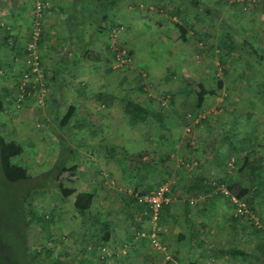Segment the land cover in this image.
Instances as JSON below:
<instances>
[{
    "label": "rangeland",
    "instance_id": "1",
    "mask_svg": "<svg viewBox=\"0 0 264 264\" xmlns=\"http://www.w3.org/2000/svg\"><path fill=\"white\" fill-rule=\"evenodd\" d=\"M54 2L0 0V133L22 146L13 163L32 177L28 186L8 188L0 181V229L18 231L20 211L26 219L30 213L40 219L26 231L29 249L41 254L37 264H259L255 249L264 240L253 227L264 230V58L257 48L256 54L244 58L243 50L255 45V36L247 38L241 23L254 4L197 0L196 10L181 0H120L108 11L104 32L86 22L83 31L69 37L74 18L63 27L62 11ZM49 14L57 27L47 31ZM178 26L186 29V41ZM45 31L55 42L66 37L58 63L50 64V49L40 46ZM33 33L38 34V72L28 75L27 95L20 99L23 74L30 70L25 60ZM231 40L237 49L224 56L220 51ZM84 46L88 55L71 66ZM120 50L129 61L116 60ZM55 64L59 67L54 72ZM65 85L69 87L63 90ZM198 85L207 94L195 109ZM58 95L63 104L53 116L57 121L73 105L76 121L83 117L92 126L77 129L72 120L66 127L53 121L47 128L49 96L61 101ZM127 100L138 102L151 115L132 123L124 113ZM227 142L242 151L230 150ZM69 149L73 155L66 166L80 169L76 185L101 192L103 200L92 214L121 227L119 234L127 240L120 246L104 245L103 227H93L91 216L80 217L64 206L53 183V166ZM245 159L249 165L242 168ZM253 175L259 193L253 209L240 202V213L226 185L234 181L251 193ZM199 178L211 182L213 189L195 196L187 189ZM220 180L224 183L213 186ZM162 183L171 188V203L153 221L134 196ZM26 190L30 194L23 203L20 196ZM78 219L82 232L75 229ZM152 230L161 250L142 237ZM181 230L189 240L185 255L177 257L175 238ZM82 233L94 235L96 241L78 237ZM231 250L243 254L232 255Z\"/></svg>",
    "mask_w": 264,
    "mask_h": 264
},
{
    "label": "trees",
    "instance_id": "2",
    "mask_svg": "<svg viewBox=\"0 0 264 264\" xmlns=\"http://www.w3.org/2000/svg\"><path fill=\"white\" fill-rule=\"evenodd\" d=\"M120 0H75L74 4L72 3L66 13H68V21L74 18V32L71 31V36L76 37L78 35L77 31H83L84 25L86 22H90L95 24L97 32H104L102 29V24L108 21V11L112 10L116 7L117 3ZM186 2L189 7H194L196 10L198 8L197 0H181ZM245 5V3L243 4ZM264 6V3H263ZM78 9V11L76 10ZM80 9V10H79ZM75 11V12H74ZM74 12V17L72 13ZM82 27V29H79ZM113 25H110V29ZM78 28V29H77ZM178 31L180 34V38L183 41H186L187 31L184 27L178 26ZM231 45L228 47H224L225 50L220 51L224 56H227L231 53L232 50L237 49L235 43L231 40ZM84 57L88 55L87 47H82ZM77 58L72 59L71 66L75 67L78 62V58H82V56L77 54ZM249 66L250 64L247 63ZM138 80H141V77H138ZM142 90V86L139 87ZM199 92L196 95V99L194 102V108L198 109L201 107L205 95L207 91L204 89L202 85H198ZM4 111V105L0 98V113ZM76 112V108L74 106L68 107L66 113L63 115L61 120L59 121V125L61 127H66L71 119L74 117ZM125 114L129 117L132 123L143 122L146 116L151 115L150 111L145 109L138 102L127 100L124 108ZM157 116V115H155ZM63 143V141H62ZM230 150L238 152L242 151L241 148L230 142H227ZM23 148L20 144H18L14 140H7L0 133V181L3 185L8 188H12L13 186H19L21 184H27V186L32 182V177L28 175L27 169L18 164L13 163V159L20 156ZM66 151V152H65ZM63 154L60 155L53 166V183L57 186L59 196L64 204H66L72 211L85 216L88 214L93 194L89 193L87 187L85 185H80L74 188H67L64 186V183L69 184H77L79 181V175L77 174L76 167H67L66 163L73 155V150H65ZM140 157V155H139ZM246 158V157H245ZM260 160V159H258ZM257 164V163H256ZM248 160H244L243 167H247ZM253 179V188L250 193V189H244L240 187L236 182L230 181L227 185V191L230 196H232L237 202L246 203L250 209L254 207V196H257L259 193L257 183V177L252 176ZM224 181L220 180L217 183H213L214 185H221ZM262 183H260L261 185ZM213 189L211 186V182H207L203 178H199L196 183L188 187V192L193 193L196 196L197 191L204 190V193L210 192ZM26 194L20 196L23 203L29 198V191L26 190ZM141 193L144 191L141 190ZM250 193V194H249ZM220 196L222 194H219ZM186 204V203H185ZM185 210H187L188 205H185ZM163 209V207H162ZM161 211V210H160ZM21 214L18 215L17 220V230L12 231L10 229H0V264H37L41 258V254L39 251H32L29 249L26 241V231L28 229V224L32 221H39L37 217L33 216L30 213V217L28 219L27 216H23L22 211ZM29 216V215H28ZM255 234L264 240V230L257 229L253 227ZM232 255H242V251L231 250ZM260 257V258H259ZM255 258L259 260V264H264V241L262 244H259L255 249ZM56 264H66L62 262H58Z\"/></svg>",
    "mask_w": 264,
    "mask_h": 264
},
{
    "label": "crops",
    "instance_id": "3",
    "mask_svg": "<svg viewBox=\"0 0 264 264\" xmlns=\"http://www.w3.org/2000/svg\"><path fill=\"white\" fill-rule=\"evenodd\" d=\"M57 2H54L55 3V5H57L59 8H60V10L62 11V14H61V16L63 15V17H62V19H63V27H65L66 26V23L68 22V17H69V15H68V13H66V11L68 10V8L70 7V5L73 3L74 4V1L75 0H71V1H67V0H62V1H60V0H56ZM257 1H260V0H257ZM69 2V3H68ZM257 4H259V3H255L254 5H255V8H254V5H253V12H251V14L250 13H248L247 15H245V18H243V19H241V23H243V25H246L245 26V28H244V30H243V32H245V34L247 35L246 37L247 38H250V37H252V36H255V45L254 46H252V47H250L251 45H249V44H247L248 46L246 47V49L245 50H243L244 51V54L245 55H243L244 56V58H249V56H250V54L252 53V54H256V50H255V48H257L258 49V51H260V53H261V55H260V57L263 59L264 58V6L262 7H260V6H258ZM243 4H241V6H242ZM244 6V5H243ZM245 7V6H244ZM257 8V9H256ZM256 9V10H255ZM76 10V9H75ZM80 10V9H79ZM76 11H78V9L76 10ZM75 12V11H74ZM74 12L72 13V16L74 17ZM249 15V16H248ZM55 16V15H54ZM244 17V16H243ZM70 18V17H69ZM52 19V20H51ZM45 26H46V30L48 31V29L49 30H54V28H56L57 27V25H56V21L55 20H53V14H49L48 16H45ZM47 31H45V35H44V37L42 38V40H44V41H42L41 42V44H40V46L42 45V48L43 49H45V51L47 52L48 50L47 49H50V51H51V58H50V64H52L53 63V61H55V62H57L58 63V59H57V57L59 56V55H61V52H62V50H64V44H62V42H64L65 41V39H66V37H65V39H64V41H63V39L62 40H60V41H52L51 40V38H47V36H46V33H48ZM74 32V31H73ZM261 32V33H260ZM71 31L69 32V35H67V36H69V37H71ZM48 41V43H50V45H44V43H46ZM238 41H239V39H238ZM244 43H246L245 41H244ZM232 52H233V50H232ZM82 56V58L81 59H83V57H84V54H82L81 55ZM86 57V56H85ZM43 58V57H42ZM66 58V57H65ZM43 60H44V58H43ZM46 60V59H45ZM79 60V59H78ZM80 61V60H79ZM79 61L77 62V65L79 64ZM44 64V63H43ZM54 64V63H53ZM64 64V62H62V64L61 65H63ZM57 65L58 64H55L54 65V72H55V69L57 68ZM58 67H59V65H58ZM57 71H59V68H58V70ZM74 71H76V69L74 68ZM67 82V81H66ZM67 85V84H66ZM64 86V88H63V90L65 89V87H69V85L68 86ZM66 91H67V88H66ZM264 92V91H263ZM61 95L63 94V91H61V93H60ZM56 96H49V100H48V104H47V108L45 109V120H46V126H47V128H49V126L51 127L52 125V122L53 121H56V122H58L59 123V121L60 120H58L57 121V118L56 117H53L56 113H57V109L60 107V105H62L63 103V101H62V99H61V97L62 96H59L58 95V97L60 98V100L61 101H56L54 98H55ZM59 98H58V100H59ZM63 98V97H62ZM70 106H73V105H70ZM69 106V107H70ZM75 107V106H74ZM68 109V108H67ZM76 113H78L77 112V110H76V112H75V114ZM125 113V112H124ZM126 115V114H125ZM56 116V115H55ZM127 116V115H126ZM76 119H77V117L74 115V117L71 119V121L73 120V122H72V124H74L73 126H74V128H82V127H84V126H86L87 128L89 127V126H92V125H90L89 123H85L83 120H84V118L83 117H81V121H76ZM18 143V142H17ZM19 144V143H18ZM143 160H145V158H143ZM113 164V163H112ZM72 167V166H71ZM74 167H76V169H77V174L79 175V168L77 167V165L76 164H74ZM118 170H119V174L121 175V173H120V167L119 168H117ZM117 169H116V171H117ZM115 170V169H114ZM108 171H111L112 172V170L111 169H109ZM113 173V172H112ZM115 175L117 176L118 175V172H115ZM79 181H80V177H79ZM79 181H78V183H79ZM80 185H85V184H80ZM80 185H76V184H74V187H78V186H80ZM86 186V185H85ZM65 187H67V186H65ZM73 186H69V187H67V188H74ZM87 187V190H88V192L89 193H91V194H93V199H92V203H91V206H90V209H89V212H88V214L87 215H85V216H80V214H78V213H76L75 211H73V213L74 214H76V215H79L80 217H90L91 216V219H93L94 221H92V226L93 227H95V226H100V228L101 227H103L104 229H105V231L102 233V236H101V238H100V240H101V242H103L104 243V245H109V246H111L112 248L113 247H115V246H120L123 242H125L126 240H127V237H124L122 234H119V232H120V230H121V227L118 225H116V223H111V221L110 220H108V219H106V218H104V216L102 215L101 217H99L100 215H93L92 214V210L93 209H95V208H98V206H99V204L102 202L101 200H103L102 198L103 197H101V192H99V191H95L96 189L94 188V186H91V187H88V186H86ZM155 187H148V188H145V189H140V191L141 190H145L144 192H147V191H151V190H153ZM64 204V203H63ZM64 206L66 207V208H68L65 204H64ZM105 208H107V207H105ZM70 209V208H69ZM71 210V209H70ZM72 211V210H71ZM164 212V211H163ZM70 218H71V216H70ZM79 218V217H78ZM79 220V222H77V224H76V227H75V229L76 230H79L81 227L78 225L79 223H81L82 222V220L81 219H78ZM81 229H83V228H81ZM80 232H82V230H79ZM182 232H179L178 231V235L176 236V238H175V241H176V246H177V248H178V250H179V255L177 256V257H179V256H184L185 255V253H183L182 251H183V247H184V244L185 243H188V240H189V236L188 235H186V233L184 232V230H181ZM123 234H124V232H123ZM179 234H181V235H179ZM82 237L83 239H88L87 241L89 242V243H94L96 240V237H94V235H92V234H89V235H84V233H82V235L80 234L78 237ZM167 244V243H166ZM176 251V250H175ZM184 258V257H183ZM117 259V258H116Z\"/></svg>",
    "mask_w": 264,
    "mask_h": 264
},
{
    "label": "built area",
    "instance_id": "4",
    "mask_svg": "<svg viewBox=\"0 0 264 264\" xmlns=\"http://www.w3.org/2000/svg\"><path fill=\"white\" fill-rule=\"evenodd\" d=\"M237 1L241 2V4L245 3L248 5H252V4L260 2L257 0H237ZM39 5H40V3H38L36 13H37V16L40 17ZM37 39H38V34L33 33L31 40H30V43L27 45V50L29 53H28V56L26 57L25 63L29 67L30 70L27 73L23 74V80L20 83L19 92H18L20 99H23L24 96L27 95V93H25V90H26L25 84H26V82H28V75L30 73L35 74L38 72V61H37V55L35 52ZM115 55H116V60H121V62H124V60H123V57H124L126 62L129 61L128 55L125 53V51L120 50L117 53L115 52ZM44 92L45 91H42V94H44ZM41 101L42 100L39 99V102H41ZM226 193H227V195H229L228 191ZM170 194H171L170 186L167 183H162L151 191L136 194L134 196V199H135V203L139 207H143V208L148 209L150 211L151 219L153 221H155V220H157L158 214H159L160 210L162 209V207L171 203ZM230 198L239 208L240 203L237 202L232 196H230ZM239 212L242 213L240 208H239ZM142 237L147 239L155 249L161 250V247L159 245V240H158V237H157L155 230H152L150 233H144L142 235Z\"/></svg>",
    "mask_w": 264,
    "mask_h": 264
}]
</instances>
